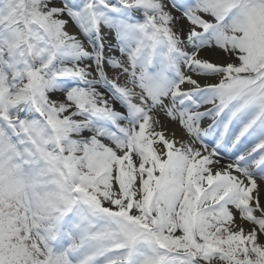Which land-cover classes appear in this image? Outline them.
<instances>
[{"label":"snow or ice","instance_id":"6c2138e0","mask_svg":"<svg viewBox=\"0 0 264 264\" xmlns=\"http://www.w3.org/2000/svg\"><path fill=\"white\" fill-rule=\"evenodd\" d=\"M0 264H264V0H0Z\"/></svg>","mask_w":264,"mask_h":264}]
</instances>
